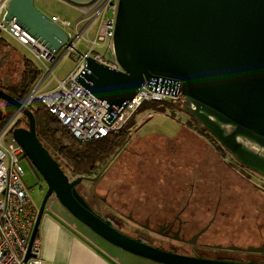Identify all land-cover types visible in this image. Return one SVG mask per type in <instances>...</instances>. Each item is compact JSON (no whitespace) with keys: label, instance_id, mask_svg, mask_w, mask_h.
Segmentation results:
<instances>
[{"label":"water","instance_id":"water-1","mask_svg":"<svg viewBox=\"0 0 264 264\" xmlns=\"http://www.w3.org/2000/svg\"><path fill=\"white\" fill-rule=\"evenodd\" d=\"M62 1L85 8L98 0ZM4 20H14L55 55L72 45L69 33L41 12L35 0H9ZM113 53L120 70L88 58L79 78L95 98L110 110L123 108L152 80L178 81L186 113L241 165L264 176V156L246 144L264 150V0H119ZM0 101L16 110L5 129L20 115L28 120V128L11 126L10 133L47 185L26 262L32 258L47 204L54 198L109 245L157 264H258L179 255L122 232L95 212L78 191L84 181L97 182L106 169L93 179L71 180L39 140L34 114L27 105L29 98L19 102L0 88ZM4 120L0 107V124ZM207 229L188 244L195 245ZM227 250L264 252L255 247L230 246Z\"/></svg>","mask_w":264,"mask_h":264},{"label":"built area","instance_id":"built-area-1","mask_svg":"<svg viewBox=\"0 0 264 264\" xmlns=\"http://www.w3.org/2000/svg\"><path fill=\"white\" fill-rule=\"evenodd\" d=\"M9 0L0 6V29L21 45L29 48L37 60L46 69V78L52 74L60 62L57 55L51 52L36 38L30 36L14 20L7 23L4 20L5 7ZM119 0H98L94 10L93 21H99L96 38L89 41L91 50L79 53L75 57L77 66L59 85L46 92L39 89L46 78L33 90L27 103L28 106L38 99L48 111L58 118L64 127L80 142L88 143L107 138L109 135L118 134L126 128L137 111L147 102L179 101L184 99L181 93V83L172 80H152L146 83L139 94L125 107L109 109V105L95 98L83 85L79 78L87 68V59L93 58L97 62L120 70L114 60L109 61L105 54L95 50V47H106V51L114 57L113 38L115 32L116 16ZM95 3V4H96ZM54 23L66 30L70 40L74 34L78 38L81 22L73 27L69 20L53 16ZM71 29L73 32H69ZM76 43L63 50L68 52L78 51ZM62 50V51H63ZM16 120V119H15ZM15 120L11 126H14ZM0 133V264H42L39 257V243L37 240L31 249L32 258L26 262L28 245L35 226L37 212L27 195L23 178L25 171L21 166L25 153L22 147L13 142L5 144L3 137L10 133V128Z\"/></svg>","mask_w":264,"mask_h":264},{"label":"rangeland","instance_id":"rangeland-1","mask_svg":"<svg viewBox=\"0 0 264 264\" xmlns=\"http://www.w3.org/2000/svg\"><path fill=\"white\" fill-rule=\"evenodd\" d=\"M4 1L5 0H0V6L3 4ZM35 5L41 12H43L50 19H52L53 16H57L59 18L69 20L72 27L77 22L81 21L80 27L78 29V34L83 33L82 37H80V38H78V36L76 34H74V37L72 38V42L76 43L75 46H76V49L78 51L66 53V51L63 50L57 55V60L60 62L54 68L52 74L46 78L45 82L42 84V86L39 89L40 92H42V91L46 92V91L55 89L59 85V82L64 81L70 75V73L77 66V60L75 59V57L77 55H79V53L83 54V53L90 52V50H91L90 45L91 44L89 43V41H93L96 38V33H97L98 25H99L98 20L93 21L94 10L97 7V3L92 5V6L80 8V9L77 7H74L70 4H67L66 2H64L62 0H35ZM81 11H83V13ZM83 14H84V17H83ZM68 30H69V32H73L71 29H68ZM3 37L6 38L8 44L10 45L11 50L13 51V54L15 55L14 58L19 61L18 65L16 67L17 71L15 73L10 72L9 75L6 73L8 76V79H9V81H11V83H18V82H20V80L22 78V73L24 72V61H22L23 58L32 61L39 69H41L44 72V74L47 73L45 67L37 60L36 56L32 53V51L29 48L21 45L17 40H14L11 36L7 35L6 33H3ZM95 50L101 54H105L107 60L112 61V62L115 60V58L110 53H108L106 51V47H95ZM44 77H46V75L43 76L41 81L44 80ZM37 87H38V85H37ZM35 88H36V86H35ZM32 93H33V91L31 92V94ZM31 94L29 95V97L31 96ZM5 107L6 106L4 105L2 109H4ZM169 112L170 111L167 110L164 113L163 112L154 113L153 111L149 110V111H146L144 113L138 114L134 117L132 129L130 130L131 140H130L129 144L127 145V148H126L127 150L126 149L125 150L128 152L136 154L135 160L132 161L131 164L132 165L138 164V168H137V170H134V172L132 173L131 176H129V179H121L120 178V180L112 181V183L115 186L111 190H114V192H116V190H117V192H124V191H129V190L134 191L135 187H132V186L133 185L135 186L136 184L133 183L131 181V179L133 180V178L135 176L138 177V172L140 171V175H139L138 179L136 178V182L139 181V183L137 185L138 190H136L137 192L135 191L136 193H135V198H134V200H136L138 202L137 204L130 203L129 205H122V204L119 205L117 203V201L122 200L121 198L123 197V196L121 197L119 194L113 196L109 200H111V203H110L111 205H114L119 211H122L126 215H128L130 213V211H134L136 213L135 215H137L138 218L140 220H142V222H143V219L149 215H152L153 218L156 217L158 219L164 218V217L169 218V212L172 211V214H175V213L179 212L181 210V207L183 206V205H171V203H169L170 199H168L165 204H162V203H157L156 201H153L152 197H151V199H147L148 198L147 197L146 199L143 200L144 196H140L142 193L141 190H143V189H144L143 191H147L148 193H151V192L157 191L160 188V185H162L161 186L162 189H159V190H161V191L164 190V192H166L167 189H173V186H174V185H172V187L171 186L166 187L165 184H161V182L165 178L162 177L163 175H161V178L158 177L159 176V173H158L159 169H157V167L155 166L156 163L152 164L151 161L150 162L148 161L149 151L150 150H153V151L154 150H163L164 149L162 147L163 137L165 136L168 139L170 137L173 138L175 135H177V133L179 132V130L182 127H185V131L187 130L188 132H190L189 134H192V135H195L196 137L198 136L199 138L204 139L202 136H200L199 134H197L196 132H194L190 128H187L184 125V123H186V121H187V118H189L186 115V113H177L178 114L177 117H181L182 121H180L179 119H175L172 116H169V114H168ZM21 116L22 115L18 116L17 119L15 120V124L13 126L14 128H18V127L28 128L29 127V124L27 125L28 120L24 116H22V118H21ZM20 119H25L27 122L24 120L25 122L23 121L20 123V122H18ZM18 123H20V126H16V124H18ZM6 124H4V123L0 124V133L4 130V127ZM204 140H205L204 142H206V144L209 148V151H214L218 155V157L221 158V160H223V158L216 152L215 146L213 145V143H210L206 139H204ZM3 142L5 144L13 143L14 141L12 138V134L7 133L3 137ZM246 144L249 148H251L255 152H258V150H257L258 148L256 146H253V145L248 144V143H246ZM202 149L203 150H201L198 147H193V149H192L194 151L190 155L195 156V161H194V170L191 171V174L197 173V171H199L200 168H203L202 166H205V168H207L206 166L209 165L205 161H201V159L199 161L196 158L199 155H203V154L207 153V151L204 148H202ZM125 150L123 152H121V154H119V156L116 158V160L112 164L115 166V168L122 164L121 155H124L127 153ZM153 160L156 161L155 159H153ZM223 162L224 163L226 162L227 165H229L231 163L232 164L235 163V162H233L232 158H228L226 161L223 160ZM21 166L23 167V169L25 171V176L23 178V181H24L26 189H27L28 198L30 199L34 209L37 210V212H38L40 207H41L42 201L46 195L47 185L45 184L44 181L40 180L41 176L38 174V172H36L32 168V165L30 164V162L28 160H26V159L22 160ZM214 166L217 168L215 177H216V179H219L218 177H220V175H223V170H224L223 164L218 162V163H215ZM240 172L243 175L248 177L246 172H242L241 170H240ZM165 175L167 177V174H165ZM198 177H200V176H198ZM198 177L196 178L195 175H192V178L187 177L185 179V192H186V194H189L190 190H188V187L190 185V182L195 183V185H196L195 189L193 190L194 194L193 195L191 194V196H189L192 199L197 198V197L199 198L200 197L199 194L202 193L200 190V187H198L199 183H200L198 181ZM162 178H163V180L161 181ZM101 179L98 181V183H92V182L85 181L78 187V191L81 193V195L85 198V200L87 202L92 203V201H93V198L91 196H90L91 199L89 198V196L87 194V190L89 192H91L92 191L91 189H95V187H96V191H97V194L99 197H101V198L106 197L105 193L102 191V188H101V184H100ZM169 180L170 179H168V181ZM174 180L178 181L177 178H174ZM252 180L256 181L254 178ZM157 181L159 183L158 185H157ZM155 183L157 186L155 185ZM116 186H121V189L119 190L118 188H116ZM179 186L181 189L182 186L181 185H179ZM215 188L218 189L219 195H217V193H216V195L218 197V196H220V192H221L220 188L221 187L215 186ZM252 188H253V185H252ZM84 192H85V194H84ZM152 196H153V194H152ZM167 196H169V195H167ZM213 197H214V195H213ZM139 198H141V199L139 200ZM182 200L184 201L183 197H182ZM95 201H96V199H95ZM242 201H243L242 203L245 202V205H247V200H246L245 195H244V200L242 198ZM96 205H99V203H96ZM258 207H259V205H257V206L249 205L248 206V209L250 211L249 214L252 215L255 210H258ZM188 208L189 209L185 212L184 219H187V220L191 219L192 221H194L196 223H198L200 221V223L197 225H193V224H192L193 226L191 225V227H190L191 230L189 233H190V235H192L195 232H197L198 230H200L201 228H203L208 223L209 215L206 212L209 211L212 213L213 211L211 208H214V205H202L201 203H197L195 205L194 204L190 205ZM204 208H205V210H204ZM246 208H247V206H246ZM51 212L54 213L55 216L59 217L60 219H63L62 218V216H63V217H66L68 219H71L72 221H75V219L72 218L67 213V211L61 206V204L58 201H56L54 198H51L49 200L47 207H46L45 214H48ZM255 213H256V211H255ZM259 213H260V217H258V218H261V217L264 218V211H259ZM200 219L203 221L201 222ZM225 222H228V221H225ZM233 223L235 225L240 224L239 221L233 222ZM234 224H232V225H234ZM223 227H225V225H223ZM223 227L219 226V224L217 223L215 225V227H213L214 232L211 234L212 236H210L211 232L207 233V235H205L203 237L202 242L203 241L204 242H210V237H211L215 243L220 242L221 244H228L231 242V244H233V246L245 244L247 247L257 248L258 242L256 241V239H254V241H253L250 239H246L244 237V235L243 236L240 235L238 237L236 234L235 235L233 234V237H231L230 236L231 233H228V234L225 233V232L230 231V226L225 227V229H224L225 234H223ZM241 231H243V230H241ZM145 234L147 235V233H145ZM213 241H211V242H213Z\"/></svg>","mask_w":264,"mask_h":264},{"label":"crops","instance_id":"crops-1","mask_svg":"<svg viewBox=\"0 0 264 264\" xmlns=\"http://www.w3.org/2000/svg\"><path fill=\"white\" fill-rule=\"evenodd\" d=\"M81 12L83 13V11ZM189 133L187 130L185 131V127H182L173 138L170 137L168 139L165 136L163 137V150L149 151L148 161H151L152 164L156 163L155 166L159 169L158 177L161 178V175H163L162 177L165 178L164 180L163 178L161 179V181L163 180L162 182L160 181L161 184H165L166 187L174 185L173 189H167L166 192L164 190L161 191L159 189H162V185H160L157 191L151 193L140 189L142 191L140 196H144L143 200L147 197V199H151L152 197L153 201L162 204H165L170 199L169 203L171 205H195L197 203H201L202 205L236 204L238 192L242 190L246 191L248 182L227 165L226 162L224 163L214 151H209L204 139ZM193 147H198L201 150L204 148L207 151V153L199 155L196 158L199 161L200 159L201 161H205L209 165L206 166L207 168L202 166L203 168H200L197 173L191 174V171L194 170L195 161V156L190 155L194 151L192 150ZM126 152V154L121 155L122 164L120 163L121 165L115 168L112 165L113 162L111 164L112 167L107 168L101 177V188L106 196L104 199L109 204L111 203L109 199L118 194L121 197L123 196L122 200L117 201L119 205L138 203L134 198L139 183V181L136 182V178L138 179L140 171L138 172V177L135 176L133 178L134 181L131 179L136 184L132 186L135 187L134 191L117 192L115 188L116 192L111 190L115 186L112 181L120 180V178L129 179V176L138 168V164H131L135 160L136 154ZM218 162L223 164L224 170L223 175H220L219 179H216L217 168L214 165ZM165 174H167V177ZM192 175H195L196 178L200 176L198 177V181L200 182L198 187H200L202 193L199 194V198L192 199L189 197L191 194H194L195 183L190 182V185L188 184L189 194L185 192V179L187 177L192 178ZM174 178H177L178 181L174 180ZM168 179L170 180L168 181ZM179 185L182 186L181 189ZM215 186L221 187L220 196L218 197L219 192ZM116 188L120 190L121 186H116ZM62 218L56 217L52 212L44 214L42 218L36 239L40 250L38 259L42 261V264H157L109 245L76 220L72 221L63 216Z\"/></svg>","mask_w":264,"mask_h":264},{"label":"flooded vegetation","instance_id":"flooded-vegetation-1","mask_svg":"<svg viewBox=\"0 0 264 264\" xmlns=\"http://www.w3.org/2000/svg\"><path fill=\"white\" fill-rule=\"evenodd\" d=\"M14 57L15 55L13 54L10 45L8 44L6 38L3 37V33H1L0 85L3 86L5 89L12 90V93L19 94L17 93V91L20 90L18 87L22 82V78L18 83H11L7 76V74L9 75L10 72L15 73L17 71L16 67L19 61L16 60ZM22 61H24V58L22 59ZM4 105H6V103L0 101V107L3 108ZM257 150V154H259L260 156H264V150L259 148ZM228 155L230 156V158L233 159L235 163L239 164V169L242 172H246V174L248 175L247 177L245 175L240 174L239 172L240 176L243 177L246 182H248L247 190H242L238 192L236 199L237 203L234 205H214V208H211L213 211L212 213L209 211L206 212L209 215L208 223L192 235H190L189 233L191 230V225H197L200 223V221L196 223L191 219H184L185 212L189 209L188 207L190 205H183L181 207V210L175 214H172V211L169 212V218L164 217L158 219L155 217V219L152 217V215H149L145 217L142 222V220H140L138 216L135 215L136 213L134 211H130V213L126 215L122 211H119L114 205L109 204L106 199L99 197L95 186V189H91L92 191L90 190L91 192L87 190L89 198H93V201L91 200L92 203L90 202V204L88 202V204L93 208L95 212L103 215L104 218L110 220L116 228L130 236L143 240L145 243L151 246L189 257H200L203 259L215 261H230L242 263L252 262L264 264V252L256 254L249 252L229 251L227 250V248L233 246L231 242L228 244H221L220 242L215 243L211 237L210 242H202L203 237L207 235V233L211 232L210 236H212L211 234L214 232L213 227H215V225L218 223L221 227H223V225H225V227L230 226V231L225 233H231V237H233V234H236L238 237L240 235H244L246 239H250L253 241L254 239H256V241L258 242L257 248L262 249L264 251V218H258L260 217L259 211H264V176L252 170H249L243 165H241L230 153H228ZM253 178L258 183L256 181H253ZM40 180L43 181L42 177H40ZM98 181L88 182L98 183ZM244 195L247 200V205H245V202L242 203V198L244 200ZM96 203H99V205H96ZM248 204L252 206L259 205L258 210H255L256 213L254 211L252 215L249 214L250 211L248 209ZM202 221L203 220H201V222ZM237 221L240 222L239 225H235L233 223ZM207 227L208 229L197 239L195 245L188 244V241H191L196 235L205 230ZM225 227H223V234H225ZM144 232L147 233V235ZM175 238L179 239V241H176ZM180 240H185V242H181ZM244 245L245 244H240L236 247L243 249L249 248Z\"/></svg>","mask_w":264,"mask_h":264},{"label":"trees","instance_id":"trees-1","mask_svg":"<svg viewBox=\"0 0 264 264\" xmlns=\"http://www.w3.org/2000/svg\"><path fill=\"white\" fill-rule=\"evenodd\" d=\"M44 76V72L39 69L32 61L24 59V72L22 75V82L17 91L19 94L12 93V90L5 89L0 85V88L13 96L19 102H24L31 92L34 90ZM4 108L5 120L2 122L6 124L15 114L16 110L11 105L6 104ZM29 109L33 112L37 136L43 146L49 151L51 156L59 163L62 170L69 176L71 180L79 177H97L104 169H107L116 160V158L123 152L131 140L130 130L134 122V117L146 111L165 112L175 119L181 120L177 117V113H186L185 101H163V102H147L137 111L134 117L130 120L124 130L118 134L109 135L107 138L82 143L78 141L70 131L62 125L57 117L52 115L48 109L38 100L35 99ZM187 118L184 125L190 128L204 139L213 143L216 152L227 160L230 158L227 151L219 144V142L191 115L186 113ZM25 119H20L18 122H23ZM26 121V120H25ZM20 123L16 126H20ZM28 125V123H27ZM229 156V157H228ZM24 159H27L24 157ZM234 162V161H233ZM236 172H240L239 164H229ZM240 174H242L240 172ZM243 175V174H242Z\"/></svg>","mask_w":264,"mask_h":264}]
</instances>
